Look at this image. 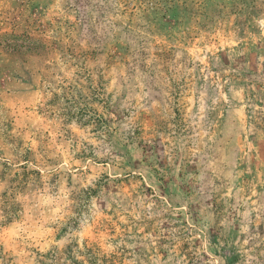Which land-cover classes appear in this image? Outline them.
Returning a JSON list of instances; mask_svg holds the SVG:
<instances>
[{"label": "rangeland", "instance_id": "rangeland-1", "mask_svg": "<svg viewBox=\"0 0 264 264\" xmlns=\"http://www.w3.org/2000/svg\"><path fill=\"white\" fill-rule=\"evenodd\" d=\"M0 264H264V0H0Z\"/></svg>", "mask_w": 264, "mask_h": 264}]
</instances>
